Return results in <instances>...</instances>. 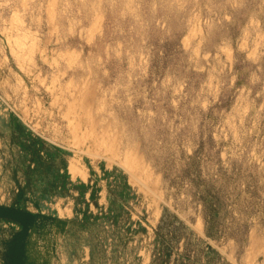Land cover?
Masks as SVG:
<instances>
[{
    "label": "rangeland",
    "instance_id": "374dc122",
    "mask_svg": "<svg viewBox=\"0 0 264 264\" xmlns=\"http://www.w3.org/2000/svg\"><path fill=\"white\" fill-rule=\"evenodd\" d=\"M1 207L95 264H264V0H0ZM45 228L30 262L91 260Z\"/></svg>",
    "mask_w": 264,
    "mask_h": 264
},
{
    "label": "crops",
    "instance_id": "0c3cea01",
    "mask_svg": "<svg viewBox=\"0 0 264 264\" xmlns=\"http://www.w3.org/2000/svg\"><path fill=\"white\" fill-rule=\"evenodd\" d=\"M30 213L36 215L37 217H36V222H35L34 226H32L29 229V234H28L29 245L32 244V246H34L36 243V240L39 239L36 237L37 234L35 233V227L37 225H41V223L44 222V223H46L45 229L46 230L49 229L47 241L48 242L49 241H52V242L56 241L57 252L59 250H63L64 248H67V249L73 248L72 241L74 240V241L79 242V240H80L82 242V245L84 248V249L83 248L81 249L85 255V257L83 259L85 260V258H90L91 260L90 261H80L79 259H77V261H78L77 264H95V257L94 256H95L96 250H95L94 241H93L94 237H91V235L88 233L82 234V235L77 234L75 232L77 229V226L74 223H72L70 220L57 218L55 222L53 220L46 221L42 217H39V215L37 214L36 211H32ZM0 220H1V217H0ZM5 221L8 223V227L12 228L8 231V236H7V238L8 237L11 238L9 243L12 244V241L15 239V236L17 237L21 233V231L23 230V225L17 221L12 220V219L11 220H5ZM75 238H77V239H75ZM90 238L93 239L91 246H90V243L87 242ZM82 240H85V241H82ZM70 242H71V244H69ZM30 249H31V247H30ZM0 264H8L5 256L0 257ZM51 264H54V262L52 261Z\"/></svg>",
    "mask_w": 264,
    "mask_h": 264
},
{
    "label": "trees",
    "instance_id": "16d2710c",
    "mask_svg": "<svg viewBox=\"0 0 264 264\" xmlns=\"http://www.w3.org/2000/svg\"><path fill=\"white\" fill-rule=\"evenodd\" d=\"M0 217L1 218H9L14 221L19 222L23 225V230L21 233L12 241V244L8 247V250L5 253V258L8 264H48V262L44 261L41 263H33L29 261L28 255V234L29 229L34 226L36 222V215L26 212V211H13L7 208H0ZM46 221L53 220L56 221L55 218H50L45 215H39ZM46 223H44L45 225Z\"/></svg>",
    "mask_w": 264,
    "mask_h": 264
},
{
    "label": "bare ground",
    "instance_id": "6f19581e",
    "mask_svg": "<svg viewBox=\"0 0 264 264\" xmlns=\"http://www.w3.org/2000/svg\"><path fill=\"white\" fill-rule=\"evenodd\" d=\"M85 100V99H84ZM84 114V113H83ZM79 125V124H78Z\"/></svg>",
    "mask_w": 264,
    "mask_h": 264
}]
</instances>
